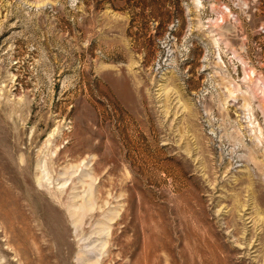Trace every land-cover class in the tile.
<instances>
[{
    "label": "rangeland",
    "instance_id": "obj_1",
    "mask_svg": "<svg viewBox=\"0 0 264 264\" xmlns=\"http://www.w3.org/2000/svg\"><path fill=\"white\" fill-rule=\"evenodd\" d=\"M0 264H264V0H0Z\"/></svg>",
    "mask_w": 264,
    "mask_h": 264
},
{
    "label": "bare ground",
    "instance_id": "obj_2",
    "mask_svg": "<svg viewBox=\"0 0 264 264\" xmlns=\"http://www.w3.org/2000/svg\"><path fill=\"white\" fill-rule=\"evenodd\" d=\"M40 255L42 256L41 252H40L39 254L36 255V256L38 257V258H36V259H39ZM40 258H41V257H40ZM39 260H40V259H39ZM138 261H139V260H138Z\"/></svg>",
    "mask_w": 264,
    "mask_h": 264
}]
</instances>
